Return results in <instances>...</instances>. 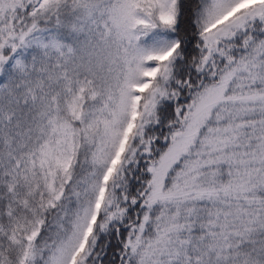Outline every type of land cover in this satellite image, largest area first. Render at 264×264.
I'll use <instances>...</instances> for the list:
<instances>
[{"label":"snow or ice","instance_id":"snow-or-ice-1","mask_svg":"<svg viewBox=\"0 0 264 264\" xmlns=\"http://www.w3.org/2000/svg\"><path fill=\"white\" fill-rule=\"evenodd\" d=\"M0 264H264V0H0Z\"/></svg>","mask_w":264,"mask_h":264}]
</instances>
